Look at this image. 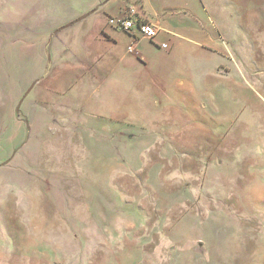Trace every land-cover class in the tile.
Instances as JSON below:
<instances>
[{
    "label": "rangeland",
    "instance_id": "rangeland-1",
    "mask_svg": "<svg viewBox=\"0 0 264 264\" xmlns=\"http://www.w3.org/2000/svg\"><path fill=\"white\" fill-rule=\"evenodd\" d=\"M76 10L0 0V264H264V0L133 51Z\"/></svg>",
    "mask_w": 264,
    "mask_h": 264
},
{
    "label": "crops",
    "instance_id": "crops-1",
    "mask_svg": "<svg viewBox=\"0 0 264 264\" xmlns=\"http://www.w3.org/2000/svg\"><path fill=\"white\" fill-rule=\"evenodd\" d=\"M77 5L76 11L65 13L62 25L68 24L67 37H73L72 28H77L84 49L92 50L90 46L95 40L117 43L126 40L131 43L128 51H133L136 39L133 33L121 31L107 25L108 19H121L127 10L133 8L136 18L152 24L157 29L154 38L160 41L164 35H171L178 40L191 42V0H85L83 3L77 0H65ZM75 24V25H74ZM171 29V30H170ZM154 39L148 40L153 42ZM133 42V43H132ZM84 53H88L82 51Z\"/></svg>",
    "mask_w": 264,
    "mask_h": 264
},
{
    "label": "built area",
    "instance_id": "built-area-1",
    "mask_svg": "<svg viewBox=\"0 0 264 264\" xmlns=\"http://www.w3.org/2000/svg\"><path fill=\"white\" fill-rule=\"evenodd\" d=\"M107 25L121 31L133 33L134 38H143L151 41L157 36L158 32L152 24L138 20L133 8L128 9L121 19H108Z\"/></svg>",
    "mask_w": 264,
    "mask_h": 264
}]
</instances>
